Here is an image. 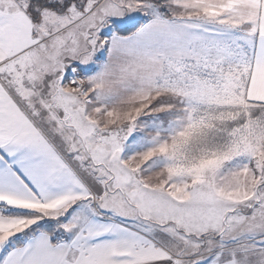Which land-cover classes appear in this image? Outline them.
Here are the masks:
<instances>
[{"label":"snow or ice","instance_id":"1","mask_svg":"<svg viewBox=\"0 0 264 264\" xmlns=\"http://www.w3.org/2000/svg\"><path fill=\"white\" fill-rule=\"evenodd\" d=\"M0 264H264V0H0Z\"/></svg>","mask_w":264,"mask_h":264}]
</instances>
